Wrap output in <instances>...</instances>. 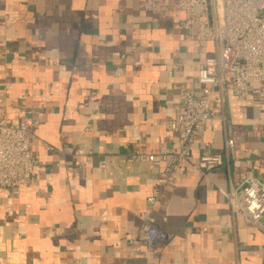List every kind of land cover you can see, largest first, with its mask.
Wrapping results in <instances>:
<instances>
[{"label":"crops","instance_id":"0c3cea01","mask_svg":"<svg viewBox=\"0 0 264 264\" xmlns=\"http://www.w3.org/2000/svg\"><path fill=\"white\" fill-rule=\"evenodd\" d=\"M182 20L146 0H0V117L39 121L35 185L0 190V264H264V230L236 221L221 192L264 180V112L231 92L193 146L223 167L164 189L154 219L173 239L159 257L129 250L162 172L131 157L178 149L166 124L182 86L200 95L214 51Z\"/></svg>","mask_w":264,"mask_h":264},{"label":"built area","instance_id":"2783aa9c","mask_svg":"<svg viewBox=\"0 0 264 264\" xmlns=\"http://www.w3.org/2000/svg\"><path fill=\"white\" fill-rule=\"evenodd\" d=\"M146 10L158 19L171 12L180 13L183 20L179 28L214 49L199 67L200 95L182 86L176 115L166 124L169 132L179 136L178 149L131 157L132 161L148 163L162 172L147 200L142 223L129 239V250L144 249L159 257L173 239L158 228L154 219L164 189L174 185L183 172L205 175L223 167L221 154L193 156L194 144L202 142L207 125L216 118L212 111L215 95L218 93L224 103L231 92L246 107H258L264 112V0H146ZM38 126L39 121L29 111H24L16 124L0 117V190H27L35 185L38 163L33 142ZM233 148V139L227 137L225 153H231ZM74 155L86 158L84 150ZM221 192L236 221L264 230V180L249 174L238 187Z\"/></svg>","mask_w":264,"mask_h":264}]
</instances>
